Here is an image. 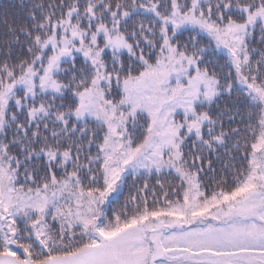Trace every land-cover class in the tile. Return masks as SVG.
I'll list each match as a JSON object with an SVG mask.
<instances>
[{
	"label": "snow or ice",
	"instance_id": "6c2138e0",
	"mask_svg": "<svg viewBox=\"0 0 264 264\" xmlns=\"http://www.w3.org/2000/svg\"><path fill=\"white\" fill-rule=\"evenodd\" d=\"M0 264H264V0L5 6Z\"/></svg>",
	"mask_w": 264,
	"mask_h": 264
},
{
	"label": "trees",
	"instance_id": "16d2710c",
	"mask_svg": "<svg viewBox=\"0 0 264 264\" xmlns=\"http://www.w3.org/2000/svg\"><path fill=\"white\" fill-rule=\"evenodd\" d=\"M17 0H0V13L4 11L5 6L15 4Z\"/></svg>",
	"mask_w": 264,
	"mask_h": 264
}]
</instances>
